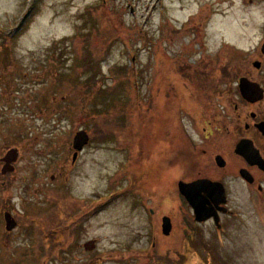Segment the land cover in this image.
I'll return each instance as SVG.
<instances>
[{
	"label": "rangeland",
	"instance_id": "rangeland-1",
	"mask_svg": "<svg viewBox=\"0 0 264 264\" xmlns=\"http://www.w3.org/2000/svg\"><path fill=\"white\" fill-rule=\"evenodd\" d=\"M252 1L0 0V209L18 221L6 231L0 216V264H264V213L239 182L227 230L189 221L178 179L222 173L201 149L177 158L196 105L182 85V98L162 93L249 69L264 36V0ZM80 130L90 140L72 164ZM48 215L64 229L53 251L34 230ZM165 215L176 221L167 238Z\"/></svg>",
	"mask_w": 264,
	"mask_h": 264
},
{
	"label": "flooded vegetation",
	"instance_id": "flooded-vegetation-1",
	"mask_svg": "<svg viewBox=\"0 0 264 264\" xmlns=\"http://www.w3.org/2000/svg\"><path fill=\"white\" fill-rule=\"evenodd\" d=\"M249 1L253 2L252 0ZM203 17L199 16V18ZM261 26L263 28L264 24ZM262 35L263 33L260 36L261 42L256 44V57L254 56L255 58L250 63L249 69H241L235 81H229V77L232 74L234 75L235 71H232L228 67H223L224 72L222 74L224 75L217 76V82H174L173 85L175 87H170L167 93L162 90L165 97L167 94L170 95L167 99L176 100L182 98L184 93L177 91L176 85H182L185 93H187L184 98H188V102L191 105H196L195 108L187 109L189 115L185 114L188 121L191 122L192 133L190 134L183 124L180 125V130L184 134L187 147L184 146L185 150H178L176 147L174 152L177 158L181 156V151L184 154L187 152L190 154L191 150H195L196 153V149H201L202 154H211L217 167L216 156H221L224 159L225 167H218L222 174L216 179L201 176L178 179V182L181 180L191 182L198 178H208L221 182L224 185L228 212L224 213L217 210L221 224V228H217V230L220 232L227 230L225 224L226 218L238 216V212L231 205L232 182L234 181L239 182L241 187V200L245 203L251 202L252 206H254V211L257 213V210H259V213H264V36L262 37ZM175 60H181V57H177ZM223 64H226L225 60ZM196 70H200L202 76L209 77L210 73L214 74V71L210 70V68H197ZM216 85H220L217 87V91L214 90V86L216 87ZM202 94L204 97L200 99L199 96ZM164 113L167 114V111L164 110ZM169 133H172V130ZM193 134L198 136L200 139L199 143L194 142ZM178 146L180 147V145ZM171 147L173 152V143ZM133 152L134 154L140 153L139 149L137 152ZM148 156L150 157L149 153L146 152V157ZM177 158L175 157V159ZM148 162L150 163L151 161L148 160ZM241 170L247 172V177L240 175ZM248 174L252 180H250ZM213 206L215 207V205ZM5 212L6 209H0V216L3 219ZM149 213L152 217L155 213L154 209L150 208ZM165 216L161 217V221ZM171 221L173 227H175L176 221L174 216L171 217ZM205 223L215 225L212 218ZM181 226L182 221L179 227L181 228ZM184 229L185 231H189L186 227ZM159 232L163 235L160 221ZM0 233V237H2L4 231L1 228ZM170 235L163 236L167 238ZM156 238L157 235L153 234L149 250L156 248ZM174 263L176 264L177 262Z\"/></svg>",
	"mask_w": 264,
	"mask_h": 264
},
{
	"label": "water",
	"instance_id": "water-1",
	"mask_svg": "<svg viewBox=\"0 0 264 264\" xmlns=\"http://www.w3.org/2000/svg\"><path fill=\"white\" fill-rule=\"evenodd\" d=\"M89 135L86 131H78L73 138V148L76 150L73 156V162L75 161L78 151H82L85 145L88 144ZM13 155L16 157V154ZM11 157V152L8 154ZM216 161L219 167H224L225 163L222 157L217 156ZM7 163L2 169V172H6ZM264 168V167H263ZM240 174L242 177H247V172L241 170ZM249 175V174H248ZM250 180H252L249 175ZM178 190L180 194L186 199L188 204L191 206L194 219L197 222H204L209 218H213L217 227L220 228L219 216L217 210L226 212V208L222 204H226V192L221 182L212 181L206 178H200L193 182L180 181L178 183ZM213 203V204H212ZM215 205V207L213 206ZM6 229L11 230L15 227L16 221L11 217L9 213H5ZM162 232L168 235L172 229V223L169 217H164L162 220ZM86 250H92L94 248V242L90 241L85 244Z\"/></svg>",
	"mask_w": 264,
	"mask_h": 264
},
{
	"label": "trees",
	"instance_id": "trees-1",
	"mask_svg": "<svg viewBox=\"0 0 264 264\" xmlns=\"http://www.w3.org/2000/svg\"><path fill=\"white\" fill-rule=\"evenodd\" d=\"M57 216L61 217L60 215H57ZM68 217L69 219H72L73 215L71 214ZM190 219L192 220V218ZM34 228H35L34 230L37 231V233L35 232L34 233L36 235L37 234L39 235V236L37 235L39 237L38 246L42 244L40 248L46 247L47 250L53 251V246L59 245L60 235L62 234V231L64 230L62 227V222L60 218L54 217L53 215H48L44 218L43 221H41V223H39L38 226H34ZM44 244H46V246Z\"/></svg>",
	"mask_w": 264,
	"mask_h": 264
}]
</instances>
